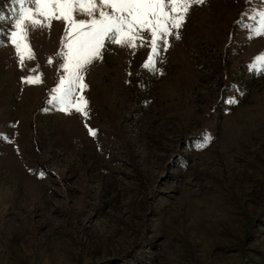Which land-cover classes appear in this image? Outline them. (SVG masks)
I'll return each mask as SVG.
<instances>
[{
	"label": "rangeland",
	"instance_id": "374dc122",
	"mask_svg": "<svg viewBox=\"0 0 264 264\" xmlns=\"http://www.w3.org/2000/svg\"><path fill=\"white\" fill-rule=\"evenodd\" d=\"M261 6L193 5L156 71L149 33L105 41L85 116L49 102L64 22L29 29L21 66L0 0V264H264Z\"/></svg>",
	"mask_w": 264,
	"mask_h": 264
},
{
	"label": "snow or ice",
	"instance_id": "6c2138e0",
	"mask_svg": "<svg viewBox=\"0 0 264 264\" xmlns=\"http://www.w3.org/2000/svg\"><path fill=\"white\" fill-rule=\"evenodd\" d=\"M204 2L205 0H12L18 7L13 9L14 15L9 18L11 29L7 37L23 66L25 54L27 58H33L28 43L29 29L50 28L52 20H62L67 37L66 41H62L60 53L63 57L60 67L63 68L64 75L52 90L54 95L49 102L56 104L62 112L69 113L74 109L86 116L88 102L83 95H79L87 87L82 73L94 59L101 57L105 41L135 48L137 40L143 45L145 37L142 33H149L151 51L143 67L156 71V57L159 55L161 42L167 49L168 37L174 30L178 39L179 29L191 7ZM77 14L86 16L87 19H78ZM258 15L259 22L250 35H264V6H261ZM3 19L5 17L0 15V20ZM2 44L3 41L0 40V45ZM255 61L262 62L259 67L264 71V53L255 57ZM21 80L34 84L39 81V76L29 75L21 77ZM88 133L95 136L96 130L89 127Z\"/></svg>",
	"mask_w": 264,
	"mask_h": 264
}]
</instances>
